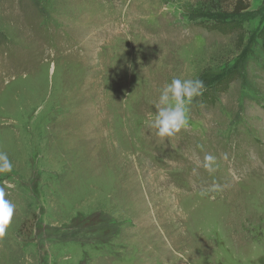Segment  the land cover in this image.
<instances>
[{"label":"rangeland","instance_id":"1","mask_svg":"<svg viewBox=\"0 0 264 264\" xmlns=\"http://www.w3.org/2000/svg\"><path fill=\"white\" fill-rule=\"evenodd\" d=\"M235 3L0 0V264H264V0L216 28ZM173 78L205 87L162 139Z\"/></svg>","mask_w":264,"mask_h":264},{"label":"clouds","instance_id":"2","mask_svg":"<svg viewBox=\"0 0 264 264\" xmlns=\"http://www.w3.org/2000/svg\"><path fill=\"white\" fill-rule=\"evenodd\" d=\"M204 83L199 79L173 78L160 92L159 102L154 117H150L148 125L156 129V135L160 138H171L188 127L187 107L197 96L203 94ZM216 157L206 155L203 167L209 173L215 171ZM12 164L6 153L0 152V173L11 172ZM5 190L0 188V237L5 235L10 226L15 205L5 199ZM180 255L182 261L187 264V257Z\"/></svg>","mask_w":264,"mask_h":264},{"label":"trees","instance_id":"3","mask_svg":"<svg viewBox=\"0 0 264 264\" xmlns=\"http://www.w3.org/2000/svg\"><path fill=\"white\" fill-rule=\"evenodd\" d=\"M251 1L252 0H236L235 6L232 11L233 16L226 20L217 21L215 23V27L220 28L226 32L231 31V32L240 33L241 28H243V22L242 20H240L239 16L242 15L246 10L250 8ZM241 35H242V41H243L245 35L240 34V36ZM257 40L260 42L259 44H261V46H263V49H264V23L259 29H257ZM236 72L237 71L229 72L226 77L220 80V84L217 85V87L215 86V89H217L218 86L220 85L222 87L224 83L226 85V83L230 82V80L235 78L237 74Z\"/></svg>","mask_w":264,"mask_h":264}]
</instances>
